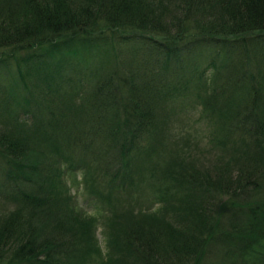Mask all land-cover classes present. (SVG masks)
<instances>
[{"label": "trees", "instance_id": "obj_1", "mask_svg": "<svg viewBox=\"0 0 264 264\" xmlns=\"http://www.w3.org/2000/svg\"><path fill=\"white\" fill-rule=\"evenodd\" d=\"M1 70L0 264H264V0H0Z\"/></svg>", "mask_w": 264, "mask_h": 264}, {"label": "rangeland", "instance_id": "obj_2", "mask_svg": "<svg viewBox=\"0 0 264 264\" xmlns=\"http://www.w3.org/2000/svg\"><path fill=\"white\" fill-rule=\"evenodd\" d=\"M123 49H126L127 47L120 45ZM84 55V53H81V56ZM194 57H190V56ZM198 56L196 61L198 62L197 65H204L207 61L210 59V54L207 50L200 51V54L197 55V53L193 52L192 54L189 53L188 56L184 55L183 60L184 64H187V67H189L193 60ZM14 69L11 70L13 72ZM0 77L3 79H7L8 75L5 70H1ZM197 112V109L194 110ZM10 167L5 163V161L0 157V187H4L11 179L8 178L7 175L11 174ZM78 175H74V177L65 176L64 180V186L69 189V193L75 197L77 200L79 206L86 210L88 213L94 214L95 213V207H93V202L87 198V195L82 190V184L79 180ZM214 232V231H213ZM96 236L99 240V244L102 246V238L100 234L97 232ZM215 245V248H213L211 251L204 250L203 252V259L202 264H225L227 261L223 258H219L216 255L220 252V248L218 249L217 245ZM199 264V260L196 262Z\"/></svg>", "mask_w": 264, "mask_h": 264}]
</instances>
